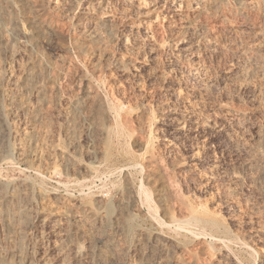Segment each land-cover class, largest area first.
Returning a JSON list of instances; mask_svg holds the SVG:
<instances>
[{"label": "rangeland", "instance_id": "374dc122", "mask_svg": "<svg viewBox=\"0 0 264 264\" xmlns=\"http://www.w3.org/2000/svg\"><path fill=\"white\" fill-rule=\"evenodd\" d=\"M0 264H264V0H0Z\"/></svg>", "mask_w": 264, "mask_h": 264}, {"label": "bare ground", "instance_id": "6f19581e", "mask_svg": "<svg viewBox=\"0 0 264 264\" xmlns=\"http://www.w3.org/2000/svg\"><path fill=\"white\" fill-rule=\"evenodd\" d=\"M78 103V102H77ZM87 208V207H86ZM86 210H89L90 211V213H91V211H92V209H91V207L89 208H87ZM190 220H194V222H196V221H198L199 219H198V217H196V216H194V215H190V217L187 219V221H190ZM201 220V219H200ZM185 221V220H184ZM204 222V221H203ZM193 224V223H192ZM78 230H81L80 228L78 229ZM109 254V253H108ZM108 254L106 253V252H104V251H101V252H99V256H100V258L101 259H105L107 256H108Z\"/></svg>", "mask_w": 264, "mask_h": 264}]
</instances>
